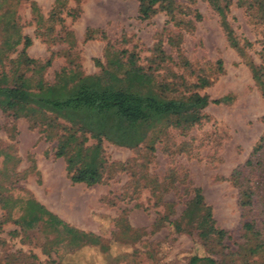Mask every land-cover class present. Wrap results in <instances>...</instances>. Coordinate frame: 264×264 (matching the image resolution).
Returning <instances> with one entry per match:
<instances>
[{"label": "rangeland", "instance_id": "obj_1", "mask_svg": "<svg viewBox=\"0 0 264 264\" xmlns=\"http://www.w3.org/2000/svg\"><path fill=\"white\" fill-rule=\"evenodd\" d=\"M31 1L36 11L30 10ZM53 1H8L16 4L13 17L20 33L31 41L25 50L27 57L42 62L52 54L49 67L41 73L45 83H51L64 67L76 76L123 78L131 82V89L149 76L154 92L156 84L163 82L177 94L185 91L183 81L192 83L204 77L210 84L198 93L209 100L226 101L209 104L201 121L188 129L161 127L149 133L133 150L102 141V158L118 169L93 186L69 181L63 159L53 158L54 139L44 141L38 129H28L25 119H13L0 111V202L32 198L67 226L95 240L91 245L88 235L74 234L79 236L75 239L42 223L27 230L14 224L21 211L8 202L0 218V264H187L193 256L215 264H264V237L257 245L242 230L244 221H251L260 231L263 228L264 185L259 192L255 190L251 207L245 211L238 200L246 184L228 179L237 169L247 180L261 181L263 171L243 168V164L264 135V103L247 66L227 46L207 2L173 0L170 21L160 11L147 20L137 19L134 0H81L77 5L67 0L51 10ZM227 1L229 26L239 42L251 43L244 52L258 64V53L264 49V23L245 5L240 6L239 0ZM6 10L4 3L0 14ZM77 10L76 19L65 16ZM49 12L54 14L50 21L46 20ZM37 16L41 17L39 27ZM57 18L63 19L61 25ZM47 26L51 30L43 37L46 43L39 44L34 28L41 33ZM85 28L95 30L92 40L82 42ZM70 31L74 40L65 34ZM4 36L0 30V42ZM50 38L55 41L47 44ZM172 38H178L176 46L167 42ZM56 50H62L64 62L62 57H54ZM15 54H0V74L9 78L16 68L15 75L30 76L23 64L15 67L7 62ZM94 143L87 138L83 147ZM192 188L200 190L214 226L227 233L220 245L211 239L200 241L193 231L176 233L167 223L178 221ZM180 227L185 228L183 223Z\"/></svg>", "mask_w": 264, "mask_h": 264}, {"label": "trees", "instance_id": "obj_2", "mask_svg": "<svg viewBox=\"0 0 264 264\" xmlns=\"http://www.w3.org/2000/svg\"><path fill=\"white\" fill-rule=\"evenodd\" d=\"M8 1L0 0V8L4 3L8 7V10L4 11L6 13L0 14V22L2 23L0 30L5 33L0 42V54L6 55L16 52L15 58L13 60L8 59L7 62L15 67L23 64L26 69H29L30 76L15 75L16 68L13 69L9 78L5 73L0 74V111L9 113L13 119H25L29 124L28 129H38L37 132L42 135L44 141L55 140L53 158L63 159L64 169L72 184L93 186L108 177L110 171L118 169L114 164L107 165L102 158L100 147L102 141L133 150L144 142L149 133L161 127L188 129L201 121L203 118L202 111L209 104H219L226 101V98L209 100L206 95L198 93V90L210 84L209 80L204 77L195 78L192 83L183 81L185 91L177 94L170 84L163 82L156 84L157 92H154L150 89L153 87H151L152 78L149 76L138 83L134 89H131V82L123 78L110 80L101 74L76 76L70 69L64 67L54 74L51 83H45L41 73L49 67L52 54L50 53L42 62L27 57L25 50L31 45V41L27 36L20 33V27L16 23V18L13 17V7L16 4L12 5ZM66 1L54 0L52 4L54 8L51 10L63 6ZM70 1L77 5L81 0ZM134 1L137 3L136 15L139 20H147L158 11L163 12L170 21L173 19L172 14L175 9L173 0ZM205 1L217 16L218 25L227 46L234 50L247 66L251 79L264 103V49L259 51V63L255 64L244 52L245 49L251 47V43L244 40L239 42L229 26L226 19L228 1ZM238 3L240 6L245 5L246 9L251 11L253 15L256 14L259 23H264V0H239ZM30 10L32 12L37 10L33 1L30 2ZM78 14L79 11L77 10L76 12L65 13V16L73 20L78 17ZM53 15L52 12H49L46 20L50 21ZM40 18L37 16V20H35L38 27L41 24ZM56 22L61 25L63 19L57 18ZM50 30V26H47L45 32L37 33L39 30L34 28V35L45 44L46 40H43V37L47 36ZM94 30L85 28L82 33V42L92 40L91 34ZM60 31L61 27H59L58 32ZM65 34L74 40L71 31L65 32ZM56 39L60 41L59 36ZM50 40L47 44L55 41L53 38ZM167 42L176 46L178 38L168 39ZM17 47H20L19 51H17ZM154 49L160 54V61H162L163 56L160 47L156 45ZM54 52V57H62L64 62L62 50ZM215 65L216 69L220 70V60H217ZM183 66L188 68L185 62ZM33 76L36 77L35 80H32ZM142 77L140 75L139 78ZM59 129L61 133L57 134ZM84 136L93 140L94 146L83 147L87 140ZM148 150L151 151L152 147L149 146ZM119 167L122 169L123 166L119 165ZM244 167L250 170L258 168L263 171L259 183L247 180L245 176H241L237 169L233 170L228 177L234 184H240L243 181L246 184V187L240 191L238 200L239 207L246 211L251 207L252 195L255 190L259 192L264 185V135L258 139L252 148L243 164ZM191 194L192 196L185 203L178 221L167 223L172 225L176 233L193 231L200 241L211 239L215 244L220 245L227 238V233L214 226L210 208L204 204L200 190L192 188ZM8 202L12 204V207L18 206L21 211L20 222H14V224L18 223L27 230L42 223L55 232H63L75 239L79 236L74 234L83 237L88 235L67 226L32 198L20 199L17 202L11 201L10 198L3 200L0 202L2 211ZM262 202H264V195ZM261 213L264 223V205L262 204ZM182 223L185 228L180 227ZM263 229L264 225L260 231L253 226L251 221L242 223V230L250 234L257 241V245L261 243L260 237H264ZM88 236L91 238L89 243L91 245L95 243L94 238ZM197 263L215 264L211 259L194 256L190 257L187 262V264Z\"/></svg>", "mask_w": 264, "mask_h": 264}, {"label": "crops", "instance_id": "obj_3", "mask_svg": "<svg viewBox=\"0 0 264 264\" xmlns=\"http://www.w3.org/2000/svg\"><path fill=\"white\" fill-rule=\"evenodd\" d=\"M83 32H84V30H83ZM83 32H82V33H83ZM37 42L40 44V40H39V39H37ZM30 46H31V45H30ZM30 46H29V47H30ZM101 53H102V51H101ZM101 53H100V54H101ZM37 202H38V201H37ZM38 203H39V202H38ZM39 204H40V203H39ZM41 205L43 206V204H41ZM43 207H44V206H43ZM44 208H45V207H44ZM45 209H46V208H45ZM46 210H47V209H46ZM48 211H49V210H48ZM49 212H51V211H49ZM1 213H2V210L0 209V218H1ZM51 213L53 214V212H51ZM54 215L56 216L57 214H54ZM57 216H58V215H57ZM58 217H59V216H58ZM59 219H60V218H59ZM61 221H63V220H61Z\"/></svg>", "mask_w": 264, "mask_h": 264}]
</instances>
